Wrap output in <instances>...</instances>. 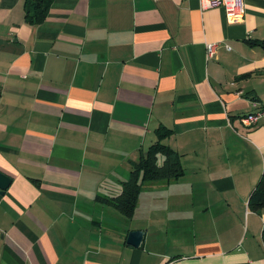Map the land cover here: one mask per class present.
Returning a JSON list of instances; mask_svg holds the SVG:
<instances>
[{
  "label": "crops",
  "instance_id": "1",
  "mask_svg": "<svg viewBox=\"0 0 264 264\" xmlns=\"http://www.w3.org/2000/svg\"><path fill=\"white\" fill-rule=\"evenodd\" d=\"M25 1L0 0V264H264V114L240 122L264 110V0L235 24L198 0H52L30 24ZM161 126L183 174L127 217Z\"/></svg>",
  "mask_w": 264,
  "mask_h": 264
},
{
  "label": "trees",
  "instance_id": "2",
  "mask_svg": "<svg viewBox=\"0 0 264 264\" xmlns=\"http://www.w3.org/2000/svg\"><path fill=\"white\" fill-rule=\"evenodd\" d=\"M51 2L52 0H26L25 21L30 24L43 22ZM248 43L264 51V37ZM171 132L166 127H159L156 142L142 152L136 162L131 163L129 179L123 182L121 193L111 201L125 216H132L137 197L145 184L176 180L183 174L180 156L163 143ZM249 206L256 212L264 208V170L251 193Z\"/></svg>",
  "mask_w": 264,
  "mask_h": 264
},
{
  "label": "built area",
  "instance_id": "3",
  "mask_svg": "<svg viewBox=\"0 0 264 264\" xmlns=\"http://www.w3.org/2000/svg\"><path fill=\"white\" fill-rule=\"evenodd\" d=\"M201 9L220 7L223 9L226 21L231 24L240 23L244 20L245 10L243 0H198ZM218 46V43H206V56L211 57ZM264 114V110H257L254 114H246L240 117L244 126L250 127L255 124L258 118Z\"/></svg>",
  "mask_w": 264,
  "mask_h": 264
},
{
  "label": "water",
  "instance_id": "4",
  "mask_svg": "<svg viewBox=\"0 0 264 264\" xmlns=\"http://www.w3.org/2000/svg\"><path fill=\"white\" fill-rule=\"evenodd\" d=\"M11 183V179L0 172V199L4 195L5 191L8 189ZM143 238L142 231H130L127 235L126 243L132 247L138 248L141 245Z\"/></svg>",
  "mask_w": 264,
  "mask_h": 264
}]
</instances>
